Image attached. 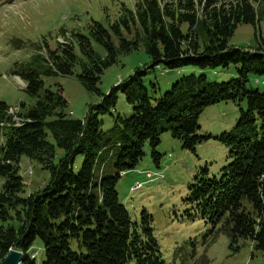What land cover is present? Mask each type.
<instances>
[{
    "label": "trees",
    "instance_id": "obj_1",
    "mask_svg": "<svg viewBox=\"0 0 264 264\" xmlns=\"http://www.w3.org/2000/svg\"><path fill=\"white\" fill-rule=\"evenodd\" d=\"M260 14L264 15V0H135L133 9L125 8L107 26L91 19L85 33L70 31L65 44L57 42L49 48L44 41L46 58L35 54L26 64L14 63L11 75L25 81L24 90L38 99L22 116L17 113L19 124L13 123L7 104L0 101L4 136L0 145V261L16 249L22 253L20 264H125L129 259L135 264H166L149 215L142 210L141 222L132 221L118 199L116 183L121 173L135 168L146 143L159 166L161 154L156 147L164 132L188 150L211 137L197 133L198 117L206 106L219 101L246 104L233 128L215 136L228 148L229 161L218 177L209 178L207 170L201 169L188 185L185 200L212 229L218 226L227 231L235 249L240 241L249 240L254 249L264 252V91L247 86L249 74L264 77V41L251 50L228 43L238 24L255 25ZM130 26L139 27L132 39L123 36ZM113 34L118 47L112 42ZM92 40L104 48L103 57L96 55ZM75 44L86 57L85 63L79 64ZM138 46L149 55V68L214 69L237 64L236 76L214 81L205 74H184L152 105L143 83L147 68H143L101 93L97 83L103 70L116 62L118 53ZM76 64L80 82L100 95L82 118L68 115L67 102L59 92L45 89L39 95L42 76L71 74ZM151 86L156 88L154 83ZM118 92L132 104L133 112L124 118L117 115L115 127L128 132L130 142L123 145L108 137L101 146L98 115L110 113ZM113 146L118 147L114 171L105 175L108 156L103 152ZM21 155L49 173L45 185L28 194L19 174ZM77 155L83 159L75 171ZM145 175L152 177L148 171ZM95 176L98 180L93 182ZM133 186L131 190L141 185ZM36 239L43 248L40 261L31 251Z\"/></svg>",
    "mask_w": 264,
    "mask_h": 264
},
{
    "label": "rangeland",
    "instance_id": "obj_2",
    "mask_svg": "<svg viewBox=\"0 0 264 264\" xmlns=\"http://www.w3.org/2000/svg\"><path fill=\"white\" fill-rule=\"evenodd\" d=\"M135 0H0V101L7 106H17L19 114L31 107L38 99L36 95L28 94L24 88L26 82L17 75H11L14 63L26 64L35 54L46 58L44 41L49 48H54L57 42H69L70 31L85 33L91 19L108 25L117 19L125 8L133 9ZM138 26H130L129 33L123 31L128 39L137 37ZM66 34L63 36L62 32ZM115 47H118V37L111 36ZM264 41V15L260 14L255 25L240 23L229 37L228 43L247 50L255 48ZM92 47L97 56L105 55L104 48L92 40ZM75 51L79 64L87 61L76 44ZM151 63L144 47L138 46L128 53H118L116 62L103 70L97 87L101 93H106L118 81L127 78L138 69L147 68L143 83L148 89L150 102L156 103L172 82L184 74H205L214 81H225L236 76L237 64L228 67L198 68L186 65L179 69H166L163 66L149 68ZM79 64L74 65L71 74H56L42 76L43 86L39 91L42 96L45 89L59 92L67 102L66 112L72 118H82L88 107L100 100V95L88 90L78 79ZM156 84V88L151 86ZM247 86L264 91V77L249 74ZM245 101H219L206 106L198 117V134H209L194 146V150L184 149L179 140L171 137L169 132L160 136L156 151L161 154L159 166L153 162L151 147L146 143L144 155L134 169L126 171L116 183L119 201L128 210L132 221L141 222V211L149 215L152 233L158 243L161 255L166 264H264V252L253 248L251 241L242 240L238 248L231 246L227 231L211 228L193 211L185 200L188 185L194 182L201 169H206L207 177H218L220 168L228 161V148L215 136L233 128L240 108H245ZM12 109V108H11ZM16 112L15 109H12ZM132 104L127 102L123 93H117L114 108L110 113L99 114V129L103 132L101 146L106 145L105 139L123 145L130 142V134L122 130L116 122V116L122 118L132 114ZM4 136L0 128V145ZM115 148V149H114ZM113 146L106 148L103 156L106 161L105 175L114 171L116 150ZM114 150V151H113ZM113 151V152H112ZM60 152L56 154V161ZM83 156L77 155L74 170L81 165ZM100 164V162H99ZM151 172L147 178L145 172ZM98 173V171H97ZM19 174L24 182V194H28L45 185L48 180V170L37 161L21 155L19 158ZM98 176L92 178L93 182ZM142 182L136 190L131 186ZM134 187V186H133ZM37 250L36 254L33 252ZM37 261L43 257V248L39 239L31 248ZM21 252V251H20ZM22 254V253H21ZM125 264H135L129 259Z\"/></svg>",
    "mask_w": 264,
    "mask_h": 264
},
{
    "label": "water",
    "instance_id": "obj_3",
    "mask_svg": "<svg viewBox=\"0 0 264 264\" xmlns=\"http://www.w3.org/2000/svg\"><path fill=\"white\" fill-rule=\"evenodd\" d=\"M21 252L16 249H11L0 261V264H20L21 262Z\"/></svg>",
    "mask_w": 264,
    "mask_h": 264
},
{
    "label": "bare ground",
    "instance_id": "obj_4",
    "mask_svg": "<svg viewBox=\"0 0 264 264\" xmlns=\"http://www.w3.org/2000/svg\"><path fill=\"white\" fill-rule=\"evenodd\" d=\"M10 108V109H9ZM15 109L16 110V112L15 111H13L12 109ZM9 109V110H8ZM19 112V108L17 107V106H8V108H7V110H6V113L8 114V115H10L11 116V118H12V121H13V123L14 124H19V122H20V118L17 116L18 113ZM15 114V116L18 118V120L16 119V117H13V115ZM18 122V123H17ZM137 185H134V187H136Z\"/></svg>",
    "mask_w": 264,
    "mask_h": 264
},
{
    "label": "built area",
    "instance_id": "obj_5",
    "mask_svg": "<svg viewBox=\"0 0 264 264\" xmlns=\"http://www.w3.org/2000/svg\"><path fill=\"white\" fill-rule=\"evenodd\" d=\"M121 174H123V173H121ZM141 184H142V182H138V183H136L134 185H141ZM33 254H36V251H34Z\"/></svg>",
    "mask_w": 264,
    "mask_h": 264
}]
</instances>
